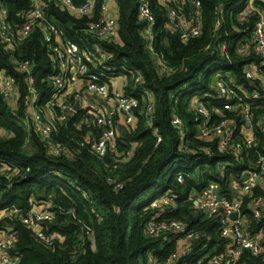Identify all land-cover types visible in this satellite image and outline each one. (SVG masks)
Listing matches in <instances>:
<instances>
[{
	"label": "trees",
	"instance_id": "16d2710c",
	"mask_svg": "<svg viewBox=\"0 0 264 264\" xmlns=\"http://www.w3.org/2000/svg\"><path fill=\"white\" fill-rule=\"evenodd\" d=\"M85 1L72 0L75 5ZM191 1L183 7L185 12L191 9ZM198 1L201 32L186 42L169 27L166 10L158 0H147L153 17L151 24L140 16L142 0H114L117 34L110 39L87 31L92 22L103 16L101 0H93L88 15H75L60 10L51 1L44 2L45 14L61 29L64 40L75 42L89 53L106 54L104 62L88 63L89 72L97 73L103 81L125 76L123 92L138 101L133 123L120 126L115 153L102 158L79 145L87 131L99 136L98 128L89 119L87 125L77 127L85 114L83 110L58 124L53 132V139L69 149L67 154H53L25 121L30 97L27 74L18 70L13 60L27 59L34 64L29 75L37 93L36 105L40 107L52 94L49 79L56 72L39 28L16 42L12 50H5L0 42V71L11 75L16 85L14 106L0 94V169L7 171L6 175L0 173V210L8 211L0 219V230L11 227L15 234L8 253L18 258V264H148L150 260H165L176 251L179 258L175 264H210L211 257L224 251L228 240L220 236L219 218L196 207L193 200L210 183L216 185L217 194L222 197H234L233 185L242 184L264 158V137L256 131L253 143L246 144L240 133L241 108L226 111L225 116L235 120L233 142L241 143L242 149L238 154L221 152L218 139L208 141L198 136L200 118L191 109L190 99L205 95L203 100L210 109H221V102L208 96L214 94L211 84L217 74L225 79L231 77L247 94L254 88L261 90L257 79L245 77L247 65L259 64L250 44L256 16L251 14L248 22L238 21L250 0ZM0 2L8 11L12 27H18L29 0ZM254 5L264 12L263 1L254 0ZM57 12L65 17V22L57 18ZM218 19L220 24L215 27ZM147 28L152 34L150 46ZM243 44L249 47L246 56L239 53ZM159 61L170 71L160 72ZM260 71L264 75V68ZM146 92L152 95L150 112ZM242 100L251 102L244 96ZM262 103L258 99L250 107L255 120L264 112ZM173 116L182 121L183 131L172 124ZM219 118L217 113L212 114L213 123ZM114 164L118 167L113 168ZM179 174L182 182L177 181ZM260 194L264 196V188L257 185L252 195ZM164 195L172 197L166 208L151 207V202ZM246 197L240 208L244 228L250 235L264 234V212L255 218L248 208L250 198ZM34 206L52 213L50 220L42 222L44 235L53 240L51 245L35 238L21 222V216ZM13 208L17 214L10 212ZM151 218L179 220L185 230L149 236L145 226ZM189 231L197 233V238L179 249L178 241ZM242 259L247 264H264L262 256H252L247 251Z\"/></svg>",
	"mask_w": 264,
	"mask_h": 264
},
{
	"label": "built area",
	"instance_id": "2783aa9c",
	"mask_svg": "<svg viewBox=\"0 0 264 264\" xmlns=\"http://www.w3.org/2000/svg\"><path fill=\"white\" fill-rule=\"evenodd\" d=\"M45 1H51L60 10H67L75 15H88L91 12L93 3V0H87L80 5H75L72 0H29L30 5L24 13L22 23L13 28L8 20V11L0 2V42L3 48L12 50L16 42L20 43L31 34L34 28H39L42 40L56 67V72L49 79L52 85V94L40 107L36 105L37 93L35 92L33 78L29 75L33 69L29 70L32 62L27 59L13 60L18 70L27 74L25 82L30 97L25 121L34 127L41 140L53 154H67L69 149L65 144L53 139V132L56 131L58 124L65 122L69 116L77 112L74 110V105L76 102L79 103L82 96L75 89V85L80 82L87 92L100 98L105 103L97 99L96 108L90 104H85L82 109L85 114L80 119L77 127L87 125L89 119L91 124L98 128L99 136L95 140H90L89 133L91 131H87V136L79 142V145L87 146L89 151L99 158L113 154L116 151V138L120 129L118 123L125 127L133 123L134 109L137 107L138 101L135 97L129 96L123 91L110 89L97 73L89 72L87 62L102 63L107 57L106 54L100 51L92 54L82 50L75 42L64 40L61 29L45 14ZM110 1L101 0L103 16L92 22L87 29L89 33L98 38L110 39L117 34V18L116 16L107 15L108 13L105 10ZM253 1L250 0L247 6L250 14L256 16L251 31L250 44L252 52L259 58V64L253 62L247 65L245 77L250 80L257 79L260 82L261 90L254 88L253 91L247 94L240 86L234 84L231 77L225 79L224 76H218L213 78L211 84L214 94L208 96L221 102V109L215 107L210 109L203 100L205 95H195L190 99L191 109L200 118L198 136L208 141L218 139V147L221 152L228 151L238 154L242 149L241 143L233 142L235 120L234 118H227L224 114L226 111L231 112L241 108L239 112L242 114L243 120L240 133L246 144L253 143L256 131L264 137V112L258 114L256 120L253 119L250 112V107L252 108L254 101L258 99L263 100L261 107L264 108V75L260 71L264 68V12L254 6ZM260 1L264 2V0ZM186 2L188 0H158L159 5L166 10V16L170 22L169 27L179 33L182 42L198 36L202 26L199 1L192 0L190 2L192 3L191 9L188 12H185L183 8ZM140 16L148 20L150 24L153 22L147 0L141 2ZM219 24L220 20L218 19L214 26L218 27ZM145 31L150 46L152 34L148 28ZM220 47L224 49L225 45L221 44ZM157 65L160 72L170 71V68L161 61L157 62ZM15 90L14 78L1 70L0 94L3 100L11 104V107L16 103V99L14 100ZM67 95L73 98L72 103L65 100ZM242 95L246 99H250L251 102L242 103ZM145 98L147 100V111L150 112L152 110L151 93L146 92ZM79 110H81V107ZM213 113L220 116L216 123L212 122ZM171 122L183 131L182 121L177 116H173ZM158 141H160V137H157ZM124 156L122 157L124 158ZM117 167L118 164L113 165V168ZM15 171L16 169L9 173L8 177H11ZM108 180H111V178H108ZM177 181L182 182L180 174L177 176ZM257 185L264 188V158L257 162L255 170L250 172L247 179L240 185L241 193L239 195H235L230 199L222 197L217 194L216 185L210 183L195 198L197 201L196 207L207 210V213L219 218L220 236L228 240L224 251L210 258V264H247L242 259L244 251L249 252L252 256H262L264 259V245L261 243L264 235L261 232L254 235L246 232L244 218L240 211L241 200L247 196L246 198H250L248 208L253 216L259 218L261 212H263L264 196L261 194L252 195V189ZM116 186L121 187V184L117 183ZM217 196H220L219 200ZM171 200L172 197L169 195L161 196L151 202V207L166 208ZM17 212L16 209H12L13 214ZM233 212H238L236 219L230 218V214ZM51 218V212H47L43 207L34 206L27 211L25 216L21 217V222L30 228L35 238L51 245L53 240L44 235L42 227V222ZM184 230L185 224L179 220L164 221L151 218L145 226V231L149 236L166 233L179 234ZM197 236V233L189 231L186 232L184 239L193 242ZM12 246L11 241L0 237V264H18V258L8 253ZM178 253L176 251L162 261L151 260L148 264H175L179 258Z\"/></svg>",
	"mask_w": 264,
	"mask_h": 264
},
{
	"label": "crops",
	"instance_id": "0c3cea01",
	"mask_svg": "<svg viewBox=\"0 0 264 264\" xmlns=\"http://www.w3.org/2000/svg\"><path fill=\"white\" fill-rule=\"evenodd\" d=\"M253 5H254V1L252 2ZM255 6V5H254ZM106 12L108 13L107 15H111V16H116V12H117V8H116V4L114 2V0H111L107 6H106ZM250 12L248 11V7L244 9V11L242 13H240L238 15V21L240 23H244V22H248L249 21V17H250ZM249 52V47L248 45L246 44H243L240 46V55L242 56H246ZM88 63H92V62H87V66H88ZM218 76H221V75H215L214 77H218ZM105 83L108 85V87L110 89H115V90H118V91H123L124 90V87L126 86L127 84V79L125 76L123 75H118V76H113V77H110L107 81H105ZM75 89L81 94L82 98L79 99V105L81 107V110L85 107V104H90L91 106H93L94 108H96V98L93 94L87 92L85 90V88L82 86V83L78 82L76 85H75ZM70 98H72L71 96H66L65 100L66 101H69ZM119 124V127L121 126L120 123ZM92 132V131H91ZM89 133V139L90 140H95L97 139L96 137H98V134L96 133ZM0 173H3L4 175H6L7 171L2 168L0 169ZM241 184H238V183H235L233 185V187L235 188V195H239L241 193V187H240ZM12 213V210L10 211ZM263 212H264V206H263ZM8 214V211L6 209H2L0 210V219L3 218L4 216H6ZM13 214V213H12ZM17 214V213H15ZM22 217V216H21ZM6 228V227H5ZM4 228V230H0V237L1 238H4L8 241H11L13 244H14V241H15V234L12 232V229L11 227H7V228H10L11 230H6ZM264 235V234H263ZM264 239H261V243L264 245ZM188 245V241L185 240V239H180L178 241V247L179 249H183L184 246H187ZM151 261V260H150ZM149 261V262H150Z\"/></svg>",
	"mask_w": 264,
	"mask_h": 264
},
{
	"label": "water",
	"instance_id": "95a60500",
	"mask_svg": "<svg viewBox=\"0 0 264 264\" xmlns=\"http://www.w3.org/2000/svg\"><path fill=\"white\" fill-rule=\"evenodd\" d=\"M56 16L62 22L66 21L65 17L62 16L59 12L56 13ZM33 66H34V64L32 63L30 68H29V70H31L33 68ZM95 98L98 99L99 101L103 102L100 98H98L96 96H95ZM103 103H105V102H103ZM79 109H80L79 103L76 102L75 105H74V110L75 111H79ZM217 199L219 200L220 196H217ZM193 203H194L195 206H197V201L195 199L193 200ZM204 212L207 213V210H204ZM237 217H238V212H233V213L230 214V218L231 219H236ZM5 229L8 230V231L11 230L10 228H7V227Z\"/></svg>",
	"mask_w": 264,
	"mask_h": 264
}]
</instances>
